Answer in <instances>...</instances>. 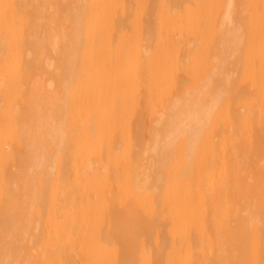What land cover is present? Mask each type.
<instances>
[{
  "label": "bare ground",
  "instance_id": "obj_1",
  "mask_svg": "<svg viewBox=\"0 0 264 264\" xmlns=\"http://www.w3.org/2000/svg\"><path fill=\"white\" fill-rule=\"evenodd\" d=\"M0 264H264V0H0Z\"/></svg>",
  "mask_w": 264,
  "mask_h": 264
}]
</instances>
